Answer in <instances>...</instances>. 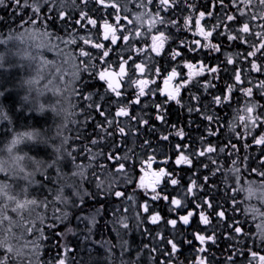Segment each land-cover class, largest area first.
<instances>
[{
	"label": "snow or ice",
	"instance_id": "obj_1",
	"mask_svg": "<svg viewBox=\"0 0 264 264\" xmlns=\"http://www.w3.org/2000/svg\"><path fill=\"white\" fill-rule=\"evenodd\" d=\"M128 2L134 4L139 10L135 13L134 19H129L131 9L126 6ZM12 6H14L13 15L19 16L18 27L24 31L12 30L6 37L0 35V44H8L10 41L17 40L24 42L25 33H27L29 38L37 35L41 38V43L36 45L38 48L44 46L45 41L55 39L65 45H75L79 40L84 45H90V49L96 50L94 54L90 49L79 48V56L86 59L81 60L80 65L77 66L78 72L74 76L75 83L71 87L70 96H79L84 101H88L86 108L95 110L99 116L104 118L96 125L100 129V132L96 134L98 138L90 141L102 151L93 153L91 148H87L89 163L84 165L78 162L81 152L70 145V140H82L85 137L79 128H69L70 123H78L71 119L77 115L74 111L77 105L70 99V96L64 97L63 103L57 107L40 103L36 99H30L29 95H25L21 105L22 116L24 105H28L25 119L31 118L33 112L39 115L51 112L53 115L52 124L48 128L30 127L26 131L16 130L15 121L5 110L4 104L0 103V124L7 122L5 127L0 128V132L12 135L8 145L9 153L21 144H31L37 148L51 150L47 160L16 156L17 162L27 159L30 165L25 167L19 166L18 163V171L13 170L11 176L4 167L0 166V171H3L9 178L18 177L26 181V186L22 189L25 197L23 200L12 193L11 185L6 183H0V197L15 203L13 211L26 209L30 205L43 208H48L49 205L54 206L52 216L54 222L47 224L49 229H55L57 226L55 222L70 223L74 217L78 224L85 225L81 230L84 233L81 237L82 241L91 245L98 244L104 249L105 264H140L139 252L135 260L125 259V255L131 251V244L127 237L133 231L141 230L144 235L150 236L151 232L144 225L146 223L159 225L161 222L171 229L172 234L168 236L158 231L154 239L166 247L170 246V251L161 253L169 257V260L160 262V264H171L172 258L180 252L181 238L189 245L193 243L185 232L194 217H198L199 224L205 229V231L191 233L193 239L200 244L197 251L200 254L209 252V244L217 243L216 229L218 224L226 219L227 209L223 204L215 202L218 198L200 195L205 192L207 176L204 177V183L200 184L196 178V172L193 171L185 187L181 182L180 171L185 166L193 168L195 161L203 164L200 158H206L216 165L213 171L215 175L216 172L222 171V168L212 154L219 156L225 153L226 148L239 151L231 137L223 146L220 145L219 140L222 134L220 129L224 126V117L221 116L220 111L232 108L234 94L239 92L244 97L243 106L234 110L228 127L235 133L238 140L251 137V142L245 144V148L253 145L260 148V156L256 158L258 166L253 167L249 162L246 170L264 178V103L261 102L264 98V79L254 82L247 76L251 72L264 75V59H262L264 58V0H230V3L226 0H212L211 8L214 10H209V6L205 5L198 7L195 0H125V3L121 0H79V3L77 0H71L73 9H78L75 18L64 10L59 0H0V8L7 9ZM201 8L204 10H200ZM229 9H234V11ZM181 12H187L188 15L181 19ZM2 20L3 18L0 17V21ZM57 21L63 22L65 28L70 23L72 24L73 32L68 39L55 36L54 33L48 31L49 27H55ZM122 21L127 23L124 24ZM254 21H260V23L253 24ZM145 22H147V32L151 34V42L146 41V47H134L133 41L143 37L140 29L144 27ZM127 25H138V27L128 28ZM77 27L86 30L87 35L76 34ZM257 28L260 30L256 31ZM93 29L95 32L92 31ZM173 29L175 32L172 31ZM186 32H191L193 39L188 40L175 36V33ZM242 45H247L246 51L232 53L231 49ZM56 47L58 48L59 45ZM209 57L216 59L217 62L210 63ZM241 58L250 67L247 69L240 67ZM162 60L164 63L161 62ZM41 63L44 64L47 61ZM230 65L233 67L229 68ZM3 67L4 58L0 57V68ZM79 73L87 74L89 80L102 82L103 93L100 94L99 99L103 101V104L94 100L93 93L86 92V89L93 85L85 81ZM222 73H230L229 82L218 93L212 92L211 89L217 87L215 81L223 79ZM201 77L204 79L202 80ZM158 81L162 82V86ZM38 82V79H33L27 83L31 86ZM245 82L248 86H243ZM6 91L0 90V99L7 98ZM255 91H258L259 98H254ZM182 93L188 97L187 101ZM42 94L41 92L40 95ZM205 97H211V99L206 101ZM173 104L186 109L189 115L198 114L200 120L206 122L204 133L198 137L199 147L194 148L188 143L191 136L184 127L169 123L170 106ZM134 106L139 107V113L135 112ZM89 119H94L91 113L85 118V123ZM193 126L194 122L190 120L188 127ZM195 126L200 127L199 124ZM141 128L154 135L159 132V141L168 142L171 145L174 159L170 155H165L163 160L158 161L159 145L153 146L151 140L147 139L142 141L140 148L144 151L139 164L143 175L140 176L138 187L144 191L148 199L140 203L137 209L134 196H126L125 192L116 190L121 181L126 184L132 183L131 173L134 165L126 166V162L132 160L136 153L129 149L128 152H132V155L126 152L123 157L118 156L111 151L117 147L115 140L107 144L103 141L107 137H113L114 134L125 138V143H127L128 136L139 139ZM238 128L243 129V132H237ZM73 131L76 132L75 137L68 135ZM104 133L107 137L103 135ZM172 137L178 138L180 142L172 144ZM209 137H216V142L214 143ZM230 154L226 153V155ZM101 155H105L107 160L116 162L115 171L100 164V172H97L91 161ZM170 161L176 166L177 171L166 170V167H158L154 170L152 167L154 164L166 166ZM246 161H248L247 156L240 163ZM232 164L233 168L230 171L235 174V182L239 185L242 182V170L237 160H232ZM66 166L72 168L70 175L65 172ZM203 167L208 168L209 165L203 164ZM89 169H91L90 172ZM37 176L42 179H36ZM162 183L176 189V195L170 197L161 188ZM85 184H94L98 192H90ZM32 187L40 193L47 191L43 201L27 198L28 190ZM212 187L215 185L213 184ZM68 189L71 191H67ZM242 191L245 189L237 188L235 193ZM247 191L250 195L253 193L251 184ZM100 194L114 195L116 198H125L132 202L123 209V213H129L128 215L122 214L118 208L112 213L113 219L110 225H105L106 228L110 226L115 232L116 243L110 239L99 241L94 239L100 223L99 218L104 214L103 205L86 214L84 212L85 198L95 200ZM230 199L232 200V211L235 212L238 210L235 194ZM160 200L167 204L172 218L165 219L160 212L152 208L149 202ZM117 213L121 214L117 215ZM213 217L218 223L214 224ZM257 218L261 220V223L257 224L258 235L253 239L258 238L261 244H264V212L256 209L253 219ZM38 219L43 225L45 218L40 216ZM4 220H9V217L2 216L0 224ZM30 223L31 227L26 228V231L32 234L35 230L37 235L25 245L29 248L32 257L29 264H70L69 253L74 252V249L66 241L68 235L76 236L77 230L67 227L66 232L54 233L65 243L58 242L55 246L57 248L55 256L44 260L42 259L44 248L42 242L46 241L48 236L45 234L44 227H37L34 222ZM226 227L236 234V237L229 235V239L239 237L243 240L248 236L239 220H233ZM8 231H11V222ZM0 248L5 250L4 255L0 256V264H11L13 257L19 255L17 249L7 239L0 240ZM117 248L120 250L119 257L115 254ZM143 248H149V245L145 244ZM150 251L158 252L161 248L152 247ZM88 252L91 259V249H88ZM248 252L251 256L249 264H264V255L252 249H248ZM240 254L242 255L243 252ZM153 259L156 258L153 257ZM228 260L232 261L231 255ZM196 264H209V258L201 255Z\"/></svg>",
	"mask_w": 264,
	"mask_h": 264
},
{
	"label": "trees",
	"instance_id": "obj_2",
	"mask_svg": "<svg viewBox=\"0 0 264 264\" xmlns=\"http://www.w3.org/2000/svg\"><path fill=\"white\" fill-rule=\"evenodd\" d=\"M62 1V0H60ZM66 3H68L69 8L65 9L67 13H70L73 18L76 17L78 9H73V7L70 5L71 0H65ZM122 3H125V0H121ZM226 2L230 3V0H226ZM77 3H79V0H77ZM195 3L199 7L200 5L209 6V10H214L211 8L212 0H195ZM128 8L131 9V13L129 14V18L132 17V14H135L138 9L135 8V5L131 2H128L126 4ZM81 7H83L81 5ZM200 10H204V8H201ZM230 11H234V9H229ZM14 6L9 7L7 9L0 8V17L3 18L2 21H0V35L6 34L12 30H16L18 32L19 30V16L13 15ZM223 10L221 9V12ZM166 16L167 13H164ZM123 15V13H122ZM188 15L187 12H181L180 18L182 19L184 16ZM176 18V17H172ZM257 21H254L253 24H256ZM90 27V26H89ZM256 31H259L258 29H255ZM48 31H53L54 35L62 36L64 34H68V38L70 34L73 32L72 24L70 23L67 28H65V25L61 21H57L55 27H49ZM95 32V29L92 30ZM175 32V30H172ZM76 34L78 35H87L86 30H82L79 27L75 29ZM175 36L177 38H182L181 35L178 33H175ZM225 43H227L225 41ZM175 46V45H173ZM84 47L86 50L90 49V45H84L81 41L77 40V44L72 45L71 48L75 50L73 53V59L75 62V65H80L81 60L86 59L84 57L79 56V48ZM94 54L96 52L95 49H90ZM247 50V45H242L238 48L231 49L232 53H242ZM191 55V54H189ZM115 58V57H113ZM222 59V58H221ZM264 59V58H262ZM95 63V61H94ZM8 66L4 69H0V90H7L6 99H0V103L4 104L5 110L8 111L9 115L13 118L15 121V128L17 131H26L29 130L30 127L35 128H48L51 125L52 120L49 119V115L45 113L44 115H40L37 117L36 113H31V118L25 119L24 117L27 116L26 109L28 108L27 105H24V115H21V105L23 104L21 100V96H23L22 91L20 90H12L14 85L18 83V70L15 69L14 65L12 63L7 64ZM233 66H229L231 68ZM240 67L247 69L250 67L246 62L243 61L241 58ZM80 76L87 81L89 84L93 85V87H89L86 89V92H91L94 94V100L97 103L103 104V101L99 99L100 94L103 93V84L102 82L89 80L87 77V74L79 73ZM230 73H222L223 79L219 81L220 90L225 87V84L228 81V76ZM248 77L252 78L254 82H258L261 79H264V75L251 72L247 74ZM248 86L245 82V85ZM83 88V85H81ZM11 90V91H10ZM201 91H203L201 89ZM212 92L218 93L219 91H215L214 89H211ZM32 93L33 90H31ZM235 99L233 102L232 108H228L225 111H220L221 116L224 117V126L220 129L221 136L219 137L220 145L223 146L229 138L231 137L233 142L236 143L237 149L239 151H235L229 148L225 149V153H221L219 156H216V154H212L215 159L218 160L222 171L216 172L215 175H213V171L216 168V165L212 164L211 161L207 160L206 158H200L201 161H203V164H208L209 167L205 168L203 167V164L200 161L194 162L193 168H184V171L180 172V178L182 184L187 187L189 178L192 177L193 171L196 172V178L198 179V183L203 184L204 183V177H208V182L205 185V192L200 193V195H207L209 198H218L215 199V202L218 204H223L225 209H227L226 212V219L218 224V227L216 229L218 234V240L216 244H209V252L200 254L198 253L197 249L200 247V244L198 241H195L191 235L193 231H205L204 226L199 224L198 217H195V220L191 223V225L187 228L185 235L188 236L189 239L193 240V243L191 245L183 242V239L181 238V245H180V252L176 254L175 257L172 258L171 264H196V261L199 256L203 255L209 258V264H249V260L251 259V256L248 252V249H252L254 251H257L259 254L264 255V244H261L260 240L253 239V237H256L258 235V228L257 224L261 223V220L259 218L253 219V214L256 209H258L260 212H264V205L263 203H260L258 201H255L250 198V194L247 191L249 184L251 186H258L260 189L264 190V187H261L264 185V178L258 177L255 175V173H249L246 170L247 163H251L253 167H257L258 164L256 162V158L260 156V148L253 145L250 148H245L244 145L251 142V137H249L246 140H238L236 139L235 133H233L229 127L228 124L231 121L232 115L234 113V110L237 108H240L243 106L244 97L241 93L236 92L234 94ZM254 98H259L258 91H255ZM188 97L186 96L185 101H187ZM211 97H205V100H210ZM261 102L264 103V98L261 99ZM77 107L74 109L78 116V126L77 128L80 129L81 133L84 135V139H75L76 142L70 143V145L74 147H78L81 152L80 156L78 157V162L86 163L88 162V155L87 148H91L92 152H98L102 151L101 148H99L96 145L91 144V139L98 138L97 133L100 131H89L90 129L97 128L96 125L99 124L104 118L99 116L95 110L87 109L86 105L89 103L88 101H84L81 97L76 96L75 101ZM106 107V105H105ZM83 109V111H81ZM219 111V110H218ZM91 113V116L94 117V119H89L87 123H85V118L88 116V114ZM180 121H183V123L186 124V132L191 136V140H189V144L192 145V147H199L198 144V137L201 133H204V124L206 122L200 120L198 114L189 115L184 109V114L180 113ZM185 115L186 117L182 119V115ZM194 122L193 127H188L189 121ZM7 122L4 124H0V128L5 127ZM199 124L200 127H196L195 125ZM99 129V128H98ZM111 131V130H110ZM237 132H243V129H236ZM140 135L139 139H137L134 136H128L126 138L127 143H125V138H121L118 135L114 134L113 137H107V134L104 133L107 138L103 141V143L107 144L109 141L115 140V143L117 147L111 149V151L115 152L116 155H120L123 157L126 152H128L129 149H132L133 152L136 153L135 156L138 158H143L142 153L143 149L140 148V145L143 140H151L153 146L154 142L157 140V137L154 136L151 132H148L146 129L141 128L140 129ZM75 135V133H74ZM12 139V135L10 133H3L0 132V166L4 167L10 174L13 170L17 169V164L19 163V166H25L27 167L30 165V161L25 159L24 161L17 162L15 160L16 156H26V157H33L35 159H43L47 160L49 157L50 149H44V148H37L31 144H21L18 145L17 148L13 149L12 153L8 152V145L10 144V141ZM135 139V140H134ZM210 140H212L214 143L216 142V137H209ZM78 140V142H77ZM151 151L150 149L148 150ZM171 146L167 144V142L159 141V150L157 153V156L159 155H168L170 154ZM226 153H231L230 155H226ZM129 155H132V152H128ZM248 157V161L245 163H240V161L245 157ZM97 159H106L105 155H101L97 157ZM237 160V164L241 168V184L237 185L235 182V174L230 171V169L233 168L232 160ZM30 170V169H29ZM22 175V174H21ZM36 179L40 180L42 177L37 176ZM0 183H6L11 185V192L16 194L21 200H23L25 197L22 194V189L26 186V181L19 179L18 177H12L9 178V176H6L3 171H0ZM215 185V187H212V185ZM51 187V185H49ZM237 188H244L245 191L235 193V190ZM96 193V192H93ZM166 193L171 197L173 195H176V192L173 191L172 186L166 190ZM235 194V198L238 201L236 207L237 211H232V200L230 199L231 196ZM47 195V191L44 193L38 192L35 187L29 188L28 190V197L36 198L38 200L43 201ZM51 199V197H49ZM125 199V198H124ZM122 198L115 199V196L111 198H104L102 199L101 195H98L93 202H90L88 204H85V207H89L91 209H95L100 207L101 205L104 206V214L100 217V223L98 225L97 233L98 236L95 238L97 241L102 239H110L113 243L117 242L116 234L114 231H112L111 227H105L106 224L110 225V222L113 219L112 213L118 209H124L123 207L118 206V203H121ZM88 202V201H87ZM139 202V201H138ZM137 202V203H138ZM152 205V208L155 211H158L161 213V215L165 218H172L171 214L168 212V206L165 202L159 201V202H152L149 201ZM140 202L138 203V205ZM191 207V203L189 204ZM53 207L52 205H49L48 208L43 207H35V206H28L26 209H19L17 211H13V208H15V203L13 201H8L4 197H0V218L2 216L9 217V220H4L2 224H0V240L7 239L19 252L18 256H14L11 264H29V260L32 258L29 248L26 247V242L35 239L37 233L35 230H33L32 234H28L26 231V228L31 227L30 222H34L37 227H44L45 234L48 236V239L46 241H43L44 248L42 249V259L48 260L51 257L55 256L57 252V248L55 247L56 244L59 242L60 244L65 243L64 240H62L59 236H55L54 233H60V232H66L67 227H73L77 230V235L72 236L68 235L67 237V243L70 247L74 249V252L69 253V262L70 264H105V256L106 253L103 248L99 247V245L92 246L89 244L86 246L85 242L83 243L81 237L82 234V228L84 227L83 224H78L75 218L73 217L70 223L61 224L59 222H55L57 226L55 229H49L47 228V224L53 223L52 220L53 216ZM138 209V207H137ZM132 211V210H130ZM121 213L124 215H128L129 213H123V210H121ZM121 213H117V215H120ZM43 216L45 218V222L43 225L40 224L38 217ZM102 218V219H101ZM233 220H239L241 224L243 225L244 230L248 233V236L244 237L243 240H241L239 237L235 239H229V235L232 237H236V234L231 231L230 228H227L226 225H229L233 222ZM11 222V231H8L9 224ZM214 224L218 223L217 219L213 217ZM145 228H147L151 235H144L141 231H133L131 235L127 237L129 240V243L131 244V251L125 255V259L129 260H135L137 257V253H140V264H160V262L168 261L169 257L162 255L161 253L163 251H170V246H164L160 241H157L154 239L156 232H162L166 233L168 236H171L172 232L171 229L163 222L159 225H152L146 223L144 225ZM183 230V226H182ZM134 241V242H133ZM148 244L149 248H143V245ZM159 246L161 248V251L158 252H151L150 249L152 247ZM88 249H91L92 251V257L89 258V252ZM119 248L115 250V254L117 257H119ZM243 252L241 255L240 253ZM5 250L3 248H0V256L4 255ZM229 255L232 256V261L228 260ZM155 257L156 259H153Z\"/></svg>",
	"mask_w": 264,
	"mask_h": 264
},
{
	"label": "rangeland",
	"instance_id": "obj_3",
	"mask_svg": "<svg viewBox=\"0 0 264 264\" xmlns=\"http://www.w3.org/2000/svg\"><path fill=\"white\" fill-rule=\"evenodd\" d=\"M59 3L62 7H64V10L69 8L68 3H66L65 0L62 1L59 0ZM132 15L133 16L130 17L129 19H134L135 14ZM132 26L138 27V25H132ZM143 28L147 29V22H145ZM143 28L140 29L141 32ZM21 31L24 30L22 29L18 30V32ZM9 33L10 32H8L6 36ZM68 34L69 32L67 34L62 35V37L64 39H68ZM2 35L5 36L4 34ZM136 40H138V38ZM39 43H41V38L38 35L34 38H29L28 34L25 33L24 42L17 40V41H10L8 44H0V57L4 58V67L2 69L6 68L8 66L7 64L9 63L15 64L14 67L15 69L18 70L19 76L17 80L18 83L14 85L12 90H20V92L22 91L23 93V96H21L22 102H23V97L25 95H29L30 99H36L40 103H46V105H56L57 107H59L61 103H63V98L66 96H70L71 87L73 83H75L74 76L78 72L77 65H75L73 59V53L75 52V50L71 48L72 45H65L61 43L59 40H55V39L51 41H45L44 46L38 48L36 45ZM56 45H59V47L57 48ZM42 61H47V63L42 64L41 63ZM33 79H38L39 82L30 86L27 82ZM31 90H33L34 93H32ZM41 92L43 93L42 95H40ZM70 99L73 102H75L76 96H70ZM47 114L50 117L49 119L53 121L52 113L47 112ZM36 115L37 117L40 116L37 113ZM71 119L78 121V116L77 117L73 116L71 117ZM75 126L78 125L71 123L69 124V128H74ZM74 132L75 131L69 132L68 135H70L71 137H75L76 135L73 136ZM74 142H76L75 139L70 140L71 144ZM76 148L80 150L78 147ZM79 163L86 165L85 163L82 162ZM71 171H72L71 166L65 167V172H67L69 175L71 174ZM131 175L133 177L132 183L126 184L123 183V181H121V183L117 185L116 190H120L122 188L125 189L126 191L128 190L126 196L128 195L134 196L136 202L139 201L140 203H143L146 199H148V197L144 195V191L138 187L140 176L143 175V173L140 172L137 178L134 176L133 171ZM89 185L92 186L90 189H89ZM85 187L90 192H98L94 184H85ZM252 188H253V193L251 194L250 198L260 203H263L264 205V190L260 189L256 185L252 186ZM67 191L70 192L71 189H68ZM100 195L102 199L113 197V196H105L103 194ZM85 199H86V204L93 202V200L91 199L88 198ZM122 200L123 201H121V203H118V206L123 208L128 205H131L132 203L131 201H127L124 198H122ZM138 203H137V207H138ZM90 210H94V209L85 207L84 209L85 214ZM193 220H195V217L193 218ZM82 234L84 235L83 232ZM97 236L98 234L94 236V239ZM85 244L86 246L89 245V243H85Z\"/></svg>",
	"mask_w": 264,
	"mask_h": 264
},
{
	"label": "flooded vegetation",
	"instance_id": "obj_4",
	"mask_svg": "<svg viewBox=\"0 0 264 264\" xmlns=\"http://www.w3.org/2000/svg\"><path fill=\"white\" fill-rule=\"evenodd\" d=\"M122 23L126 24L127 22H126V21H122ZM257 23H260V21H257ZM127 27H128V28H133L132 25H127ZM257 29H258V28H257ZM258 30H260V29H258ZM142 33H143V37H142V38H138V40L133 41L134 47H137V48H140V47H146L147 45H146L145 42H146V41H147V43H150V42H151V41H150V35H151V34H149V33L147 32V29L143 28ZM125 34H127V33H125ZM178 34L181 35L182 38H184V39H188V40L193 39V37H192V35H191V32L178 33ZM180 38H181V37H180ZM196 38L198 39L199 37H196ZM121 46H123V45H121ZM117 51H119L118 48H117ZM158 59H160V58H158ZM161 62L164 63L163 60H162ZM209 62H210V63H216L217 60L214 59V58H212V57H209ZM185 71H187V70H185ZM201 79L203 80L204 77H201ZM219 81H220V80H219ZM219 81H215V83H216V85H217V87L214 88L215 91H219V90H220ZM158 83H161V86H162V82H161V81H158ZM182 95H184V94L182 93ZM185 98H186V95H184V99H185ZM170 107H171V111H170V114H169V123H170V124H177L178 126H182V127H184V128L186 129V124L183 123V121H180V114H179V112L184 114V109H181V108H179V106L174 105V104L171 105ZM134 110H135L136 113H139V111H140V109H139L138 106H134ZM181 115H182V114H181ZM185 117H186L185 115H182V119L185 118ZM153 123H155V121H153ZM105 127H106V125H105ZM158 127H159V125H158ZM110 130H111V129H110ZM90 131H100V129H98V128H93V129H90L89 131L87 130L86 132H90ZM161 131H164V129H161ZM159 134H160V133L157 132V133L154 135L155 137H157V140L154 142V146L159 145V139H158ZM177 142H180V141H178V138H176V137H172V138H171V143H172V144H175V143H177ZM181 143H182V142H181ZM188 143H189V141H188ZM167 144H169V143L167 142ZM169 145H170V144H169ZM170 146H171V145H170ZM158 150H159V149H158ZM168 155L172 156L173 159H174V153H173V152H171V153L168 154ZM118 156H120V155L118 154ZM164 158H165V155H159V156H157V160H158V161H159V160H163ZM139 159H140V158H138L137 156H134L133 159L131 160V162L128 163V164H126V166H132V165H134V170H133V172H134V176H135L136 178L139 176V174H140V172H141V171H140ZM105 160H106V159H105ZM103 161H104V160H103ZM103 161H102V162H103ZM107 161L111 162L112 164L116 163L115 161H110V160H107ZM121 162H123V161H121ZM82 163H83V162H82ZM88 163H89V161L86 162L85 164H88ZM91 163H92V164H96V161L93 160V161H91ZM152 167H153L154 170L157 169L158 167H166V170L177 171L176 166H175L171 161H170L169 164L166 165V166H165V165H160V164H154ZM184 168H188V167L185 166ZM184 168H183L182 171H184ZM182 171H180V172H182ZM98 172H99V171H98ZM170 187H171V185H167L166 183H162V184H161V188H162L165 192H166V190H168ZM172 189H173V191L177 192V190L174 189L173 187H172ZM120 191L125 192V194L128 193V190L126 191V190L123 189V188L120 189Z\"/></svg>",
	"mask_w": 264,
	"mask_h": 264
},
{
	"label": "bare ground",
	"instance_id": "obj_5",
	"mask_svg": "<svg viewBox=\"0 0 264 264\" xmlns=\"http://www.w3.org/2000/svg\"><path fill=\"white\" fill-rule=\"evenodd\" d=\"M77 122H78V121H77ZM78 123H79V122H78ZM78 123H77V125H78ZM74 128H77V126H75ZM74 133H75V135H76V132H74ZM74 133H73V136H75ZM95 161H96V164H92V165H93L94 168H96L97 172H98V171L100 172V169H99V165H100V164H104V165H106V166L108 167L109 170H111V171H115L116 163L112 164L111 162L107 161V159H106V160L104 159V161H103L102 159H99V160L96 159ZM102 161H103V162H102ZM130 162H131V160H130V161H127L126 164H128V163H130ZM86 165H87V164H86ZM16 167H17V166H16ZM15 170L18 171V167H17V169H15ZM88 171L90 172L91 169H89ZM91 187H92V186L89 185V189H90ZM188 227H189V226H188Z\"/></svg>",
	"mask_w": 264,
	"mask_h": 264
}]
</instances>
